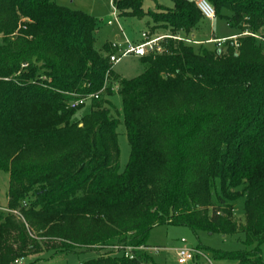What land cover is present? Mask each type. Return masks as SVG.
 Masks as SVG:
<instances>
[{
  "label": "trees",
  "instance_id": "obj_1",
  "mask_svg": "<svg viewBox=\"0 0 264 264\" xmlns=\"http://www.w3.org/2000/svg\"><path fill=\"white\" fill-rule=\"evenodd\" d=\"M144 1L112 8L148 15L150 35L189 37L203 18L191 0L146 13ZM207 1L237 30L234 40L194 50L165 39L163 53L139 58L140 75L115 80L92 16L54 0H0V171L6 209L16 212L0 211V264L44 251L97 254L80 264H157L149 251L127 259L113 248H150L162 225L243 233L239 251L196 249L213 261L264 264V43L255 37H264V0ZM114 80L129 145L122 171L107 98ZM97 93L74 120L82 106L70 102Z\"/></svg>",
  "mask_w": 264,
  "mask_h": 264
},
{
  "label": "rangeland",
  "instance_id": "obj_2",
  "mask_svg": "<svg viewBox=\"0 0 264 264\" xmlns=\"http://www.w3.org/2000/svg\"><path fill=\"white\" fill-rule=\"evenodd\" d=\"M60 6L71 10H78L92 16L97 23L95 31L96 47L101 48L105 42L111 41H130L134 43L141 42V33L149 32V27L152 22L148 15L142 18L118 16L116 10L112 8V0H54ZM161 5L164 8L171 7L172 3L169 0H145L143 2V11H155V5ZM112 20V24L107 22ZM237 30L230 28L223 17H215L209 21L202 18L192 33L191 46L194 50H198L200 46L207 50H212L214 44L208 42L209 39H222L226 35L236 34ZM155 34H164L161 31H156ZM146 64L141 62L137 57L126 56L112 67V78L131 79L140 75L146 68ZM112 83V94L107 97L114 107L116 118L119 124L116 128L117 141L119 147V171H122L126 165L129 155V145L126 139L124 125L122 124L121 115V99L116 92L117 82ZM73 119L79 120L90 110V99L81 105ZM113 110V111H114ZM217 190L219 185L217 183ZM8 191V174L0 171V207L6 209ZM234 218L238 223L243 222V206L244 198H239L233 203ZM1 211V210H0ZM5 212V211H3ZM11 213V212H10ZM243 233L233 234H208L203 231L194 232L191 228L185 226L162 225L154 227L147 239V244L152 247L159 248L158 251H149L152 258L157 264H178L176 259L175 249L182 245L181 240H185V244L192 248L206 247L208 249L236 252L244 249ZM260 255L264 260V244L259 247ZM210 256L209 251L204 252ZM97 254L93 251H78V252H54L44 251L41 253L29 255L21 260L19 264H80L88 259L95 258ZM201 263L198 262V264ZM214 264H235L229 261H213ZM185 264H195L189 261Z\"/></svg>",
  "mask_w": 264,
  "mask_h": 264
},
{
  "label": "built area",
  "instance_id": "obj_3",
  "mask_svg": "<svg viewBox=\"0 0 264 264\" xmlns=\"http://www.w3.org/2000/svg\"><path fill=\"white\" fill-rule=\"evenodd\" d=\"M195 7L197 8V10L200 12V14L202 15V17L204 19H207L209 21L213 20L215 18V11L214 8L212 7V5L207 1V0H191ZM114 9V8H113ZM108 25L112 24V20H109L107 22ZM235 35L232 37H228V38H223V39H217V38H213V39H209L208 42L217 44L218 46H220L223 42H225L226 40L229 39H235ZM256 38H258L261 42L264 43V37H260V36H255ZM165 39H173V40H177V41H182L184 43H192V40L190 39V37H186V36H180V35H169V34H161V35H157V34H152L150 35L149 32H142L141 33V42L138 43H134V42H130V41H111L108 42L109 44V52H108V62L112 67L117 64L121 58L126 57V56H133V57H137V58H141V57H145L149 54H161L164 52V47L162 46V42ZM109 71L106 73V78L108 76ZM107 81H105L104 86L102 88V90L105 89L106 87V83ZM98 97V93L94 94V95H90L87 98H81V99H75L72 102H70V108L75 109L83 104H85V101H87L88 99H92V98H97ZM1 211H5V212H13L16 213L15 211H10L8 209L2 208L0 207ZM182 245L178 248L175 249V253H176V259L178 264H185L189 261H191L193 259V257H195L196 255L200 256V258L205 262V264H214L213 260L211 259V257L209 255H207L206 253H203L200 250H197L196 248H192L189 247L185 244V240H181ZM115 251H119V254L122 255L123 257L127 258V259H132L133 258V250H146V251H158L159 248L157 247H152V248H133V247H129V246H125V247H114L113 248ZM16 264H19V261H16Z\"/></svg>",
  "mask_w": 264,
  "mask_h": 264
},
{
  "label": "crops",
  "instance_id": "obj_4",
  "mask_svg": "<svg viewBox=\"0 0 264 264\" xmlns=\"http://www.w3.org/2000/svg\"><path fill=\"white\" fill-rule=\"evenodd\" d=\"M235 34H230V35H226V36H224V38H228V37H232V36H234ZM192 34H190V36L189 37H191L192 38ZM216 38V37H215ZM223 39V38H222Z\"/></svg>",
  "mask_w": 264,
  "mask_h": 264
}]
</instances>
